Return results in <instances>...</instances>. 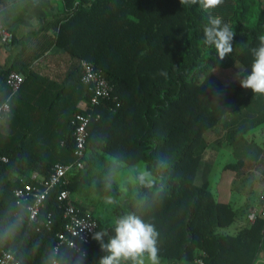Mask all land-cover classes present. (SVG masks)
Returning a JSON list of instances; mask_svg holds the SVG:
<instances>
[{
    "label": "trees",
    "instance_id": "16d2710c",
    "mask_svg": "<svg viewBox=\"0 0 264 264\" xmlns=\"http://www.w3.org/2000/svg\"><path fill=\"white\" fill-rule=\"evenodd\" d=\"M63 13L52 22L53 34L46 48H62L75 64L68 80L78 88L65 127L57 139L35 142V134L12 147L0 149V256L11 252L20 264H51L56 235L65 220L57 194L71 192L82 215L95 219V233L107 242L114 236L115 221L128 214L151 224L156 233L161 262L203 264H264V218L247 220V206L235 209L218 201L207 183L195 178L208 142L206 136L224 131L215 144L234 150L248 133L264 126V94L243 89L239 79L251 69V49L264 36L263 0H223L207 9L203 0H62ZM219 17L234 32L233 52L222 61L214 46L205 42L204 27ZM34 56L33 58H35ZM86 60L111 86V96L100 107L98 120L87 131L86 157L82 170L68 173L66 186L49 191L38 220L28 221L24 205L16 204L14 191L36 172L48 177L54 164L73 165L74 126L77 114L92 111L89 86L80 80L79 63ZM239 66L229 81L216 69ZM0 71V104H12L6 76ZM24 82V80H23ZM23 84V83H22ZM22 86V85H21ZM118 105V106H117ZM108 107H113L109 111ZM259 150L264 154V144ZM238 160L224 166L237 175L249 168ZM144 164L153 180L137 175L138 193L120 198L113 176L122 166ZM113 201V222L98 220L89 190ZM87 191V192H86ZM244 224L229 233L237 218ZM50 224L45 227V223ZM107 255L91 239L81 261L63 246L56 257L64 264H99ZM147 255V254H144Z\"/></svg>",
    "mask_w": 264,
    "mask_h": 264
},
{
    "label": "crops",
    "instance_id": "0c3cea01",
    "mask_svg": "<svg viewBox=\"0 0 264 264\" xmlns=\"http://www.w3.org/2000/svg\"><path fill=\"white\" fill-rule=\"evenodd\" d=\"M63 10L62 0H0V26L13 33L10 44L5 45L0 41V71L15 67V71L24 78L10 105L9 113L0 124V149L12 147L20 139L30 138L33 134L35 142L47 141L50 137L57 139L65 127L74 102L78 100L77 107L84 105L79 100L78 88L68 80L75 64L73 58L55 45L46 48L49 36L53 34L52 22L58 15H62ZM34 56L36 57L33 58ZM3 93L0 89V100ZM256 129L263 137H246L235 150L225 144L215 147L218 150L229 148L230 157L235 162L247 161L249 166L239 175L230 170V185L226 183L217 199L231 204L235 209L247 206L248 211H259L264 207V154L259 150L264 144V126ZM218 132L219 136L215 140L224 135L223 130ZM210 145L208 142L205 155ZM210 163V160L205 161L204 165L200 162L195 178L196 185L207 183L209 186L207 179ZM223 171L226 172L224 167ZM33 174L43 177L36 172L31 175ZM234 187L240 196L235 200ZM243 224V218H237L229 233H235ZM124 262L134 264L131 258H121L120 264ZM158 264L196 263L159 260Z\"/></svg>",
    "mask_w": 264,
    "mask_h": 264
},
{
    "label": "built area",
    "instance_id": "2783aa9c",
    "mask_svg": "<svg viewBox=\"0 0 264 264\" xmlns=\"http://www.w3.org/2000/svg\"><path fill=\"white\" fill-rule=\"evenodd\" d=\"M13 40V33L2 26H0V41L8 45ZM80 80L83 84L89 86L90 90V106L92 111H88L82 114H77L72 121L74 126V156L76 161L73 165H65L56 163L52 166L48 177H40L37 174L30 176L31 182L26 180L21 181L23 185L20 188L15 189L14 197L16 204L24 205L28 221L35 223L38 220L40 209L43 205V201L47 197L50 190L66 186L68 183L67 176L71 170H82L86 157V141L88 137L87 128L92 120H98L100 113L95 111L98 107L103 105L102 103L110 98L111 86L106 79L102 76V73L96 69L91 63L86 60H81L79 63ZM24 78L17 72H10L5 79L6 85L10 89L11 96L15 95L20 89ZM118 106V105H117ZM109 111H113V107H108ZM10 111L8 102L0 104V124L4 121L6 115ZM8 160L6 157L0 158V162L6 163ZM57 201L59 202L63 218L65 220L63 231L56 235V241L53 250L57 253L54 256L56 264H64L59 262L56 257L63 246L70 249L75 254L84 255L86 253V247L90 244L92 237L94 236L97 223L95 219L89 215L80 214L79 210L73 204L72 194L67 189H62L57 194ZM259 212L256 210H250L247 215V220L253 223ZM264 218V207L259 214ZM50 224L47 220L45 227ZM196 264H203L201 260H196ZM0 264H20L19 260L8 251L2 252L0 256ZM52 264V263H51Z\"/></svg>",
    "mask_w": 264,
    "mask_h": 264
},
{
    "label": "clouds",
    "instance_id": "9594fccd",
    "mask_svg": "<svg viewBox=\"0 0 264 264\" xmlns=\"http://www.w3.org/2000/svg\"><path fill=\"white\" fill-rule=\"evenodd\" d=\"M196 2L197 0H191V3ZM222 3L223 0H203V5L207 9H213ZM203 31L205 42L214 46L218 60L222 61L233 52L232 42L235 34L221 18H210ZM259 40V45L251 49L253 59L250 72L239 79V85L243 89L264 94V36ZM236 75L239 77L240 73ZM114 233L107 242L104 240L103 232L95 233L93 236L100 249L107 253L99 259V264H120L121 258H131L134 264H144V254H147L150 264H158L157 233L151 224L145 223L134 214H128L115 221ZM56 254L53 250L52 255ZM52 264H56L54 259Z\"/></svg>",
    "mask_w": 264,
    "mask_h": 264
},
{
    "label": "rangeland",
    "instance_id": "374dc122",
    "mask_svg": "<svg viewBox=\"0 0 264 264\" xmlns=\"http://www.w3.org/2000/svg\"><path fill=\"white\" fill-rule=\"evenodd\" d=\"M264 2V0H263ZM239 70V66L235 65V67L224 70L216 69V75L223 81L229 82L234 76L235 73ZM256 137L257 139L263 137L260 134L258 129H254L250 131L247 135L248 138ZM217 137L216 133L210 132L206 136L207 142L211 143L206 155L203 157L201 163L204 165L205 161L210 160V174L208 175V183L211 191L215 195L216 199L220 198V194H222V189L226 187V183L230 185V181L232 177L230 174V170H226L224 173L223 167L228 163H234L235 160L230 157V149L224 147L221 150H218L217 145L215 144V138ZM213 142V144H212ZM202 169V167H201ZM137 175H139L145 181H152L153 178L146 173L144 164H137L135 166H122L121 170L117 172L114 176V182L118 189V194L120 198L123 197H135L138 193V184H137ZM246 185V182L242 183ZM236 188L233 189V198L235 200L236 197H240L236 192ZM87 192V191H86ZM85 199L90 202L89 209L94 210L93 215L101 221L113 222V218L111 216V209L113 207V201L101 195L99 189L97 192L93 194L92 191H88L84 194ZM144 264H150V261L147 259V255H144ZM159 262V260H158ZM123 264H126L124 262Z\"/></svg>",
    "mask_w": 264,
    "mask_h": 264
}]
</instances>
